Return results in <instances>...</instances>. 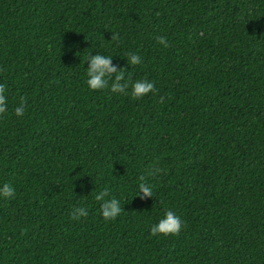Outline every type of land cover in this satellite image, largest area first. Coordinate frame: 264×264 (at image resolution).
Here are the masks:
<instances>
[{
  "label": "trees",
  "instance_id": "16d2710c",
  "mask_svg": "<svg viewBox=\"0 0 264 264\" xmlns=\"http://www.w3.org/2000/svg\"><path fill=\"white\" fill-rule=\"evenodd\" d=\"M97 53L158 91L89 89ZM0 69V264H264V0H0Z\"/></svg>",
  "mask_w": 264,
  "mask_h": 264
},
{
  "label": "clouds",
  "instance_id": "9594fccd",
  "mask_svg": "<svg viewBox=\"0 0 264 264\" xmlns=\"http://www.w3.org/2000/svg\"><path fill=\"white\" fill-rule=\"evenodd\" d=\"M119 33L113 32L111 35V40L120 41ZM156 40L159 44L163 45L165 48L169 47V43L166 37L157 36ZM112 56H106L100 53L95 55H90L87 58V85L89 89L104 90L109 89L113 93L128 94V89L131 88V96L133 99H140L149 93H155L158 90L155 88L154 82L147 79L143 80H132L131 75L126 78V67H117L112 63ZM142 62V58L137 54H131L127 58L128 65H137ZM0 71H5V69H0ZM111 81V84H110ZM6 93V85L0 83V115H3L7 111L8 103ZM160 103L164 102V97H160ZM27 106V98L20 97L19 105L15 108V114L17 116H23ZM160 168H155L150 174L155 175L161 172ZM140 183L138 184V196L141 200L146 197H153V188L151 185L145 182L143 176L139 177ZM143 193V195H140ZM0 196L4 198H14L15 189L10 183L3 184L0 187ZM109 197V190L103 189L96 194L95 199L97 201H102L100 205L101 215L105 220H115L124 211L121 205V201L115 197L105 199ZM88 211L81 208H74L72 212V219H79L82 216H87ZM185 227L184 222L181 217L173 210H167L164 217L159 220L158 223L153 224L150 228V235H174L178 236Z\"/></svg>",
  "mask_w": 264,
  "mask_h": 264
}]
</instances>
